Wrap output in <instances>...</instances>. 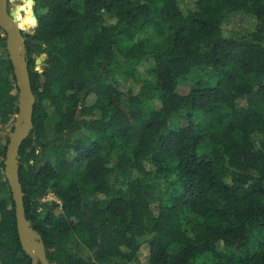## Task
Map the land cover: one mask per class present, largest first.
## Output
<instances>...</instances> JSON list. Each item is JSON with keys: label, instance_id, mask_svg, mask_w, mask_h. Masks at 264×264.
Masks as SVG:
<instances>
[{"label": "trees", "instance_id": "16d2710c", "mask_svg": "<svg viewBox=\"0 0 264 264\" xmlns=\"http://www.w3.org/2000/svg\"><path fill=\"white\" fill-rule=\"evenodd\" d=\"M33 10L25 49L36 104L19 167L49 263L143 264L147 247L144 264H264V0L191 10L179 0H33ZM244 17L252 31L225 34ZM35 53L46 55L41 71ZM18 101L0 28V132ZM7 146L0 264H32Z\"/></svg>", "mask_w": 264, "mask_h": 264}, {"label": "water", "instance_id": "95a60500", "mask_svg": "<svg viewBox=\"0 0 264 264\" xmlns=\"http://www.w3.org/2000/svg\"><path fill=\"white\" fill-rule=\"evenodd\" d=\"M24 1L33 5V0ZM17 12H21L20 8H17L16 12L10 11L8 0H0V28L7 36L8 55L19 90V109L14 130L6 150L4 175L15 205L17 232L23 251L31 258L32 264H50L43 238L33 229L26 217L25 194L20 181V150L33 128L36 97L32 90L29 64L26 58L24 32L17 25L15 16ZM34 19L35 26H37L38 20L35 15ZM45 60L46 55L44 54H41L36 59L37 71H41Z\"/></svg>", "mask_w": 264, "mask_h": 264}, {"label": "rangeland", "instance_id": "374dc122", "mask_svg": "<svg viewBox=\"0 0 264 264\" xmlns=\"http://www.w3.org/2000/svg\"><path fill=\"white\" fill-rule=\"evenodd\" d=\"M180 1V5L182 8L187 9V10H191L194 9L196 7V4L199 0H179ZM24 0H8V8L10 11H15L17 8H20L21 12H17L16 13V20L18 22H21V26L23 27V32H24V38L26 37V35H33L35 28L37 26H34L33 28H30L29 25L31 23L30 18L31 15H35L34 10H33V5H30L29 8V12L28 14L24 13ZM225 28V34L226 35H231L232 32H238L241 31L243 34L248 33L250 31H252L255 28V20L253 21L252 18L250 17H244L241 21L235 19L233 20L230 24H226L224 25ZM26 41V38H25ZM8 52V49H7ZM45 55V54H44ZM33 58H38L37 54H33L32 55ZM151 65V60H148L146 62H144L143 64H140L137 67V78L140 81L141 79H143V77H145V73L148 70L149 66ZM42 68V67H41ZM118 75V80L123 79L122 76ZM203 76V73H196L194 74L193 78L194 82H197L198 80H201V77ZM136 89H139V84L136 85ZM16 123V116L12 118V120L10 121V123L8 125L5 126H1V132H0V146H4L5 144H9V140L12 136L13 130H14V126ZM55 124V117H52L48 122H47V127L49 129L53 128ZM175 124V123H173ZM172 124V125H173ZM7 198V194L4 192H0V200ZM47 201H56L59 203V201L53 196V195H49L46 198ZM148 248L144 247L142 248L141 252H140V256L138 261L141 263H146L147 262V258H148Z\"/></svg>", "mask_w": 264, "mask_h": 264}, {"label": "bare ground", "instance_id": "6f19581e", "mask_svg": "<svg viewBox=\"0 0 264 264\" xmlns=\"http://www.w3.org/2000/svg\"><path fill=\"white\" fill-rule=\"evenodd\" d=\"M30 5H31V4L26 3V2L24 1V5H23V7H24V13L28 14V12H29L28 10H29V8H30ZM30 21H31V23H30L29 27H30V28H33V27L35 26V19H34V15H33V14L31 15ZM17 25H18L21 29H23V27L21 26V22H18V21H17Z\"/></svg>", "mask_w": 264, "mask_h": 264}]
</instances>
